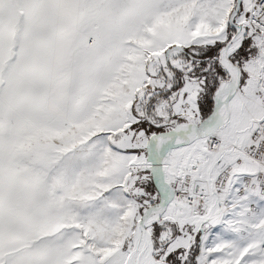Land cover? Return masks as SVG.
Wrapping results in <instances>:
<instances>
[{"label": "snow or ice", "instance_id": "obj_1", "mask_svg": "<svg viewBox=\"0 0 264 264\" xmlns=\"http://www.w3.org/2000/svg\"><path fill=\"white\" fill-rule=\"evenodd\" d=\"M0 264H264V0H0Z\"/></svg>", "mask_w": 264, "mask_h": 264}]
</instances>
